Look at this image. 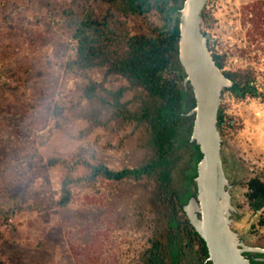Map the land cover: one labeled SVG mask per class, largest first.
I'll list each match as a JSON object with an SVG mask.
<instances>
[{
  "label": "rangeland",
  "instance_id": "374dc122",
  "mask_svg": "<svg viewBox=\"0 0 264 264\" xmlns=\"http://www.w3.org/2000/svg\"><path fill=\"white\" fill-rule=\"evenodd\" d=\"M252 1L207 0L208 25L201 29L215 40L208 44L211 52L223 55L222 71L249 66L264 92V38L249 42L242 25L241 8ZM87 6L99 15L113 12L129 34H151L162 24L154 10L122 16L94 0H0V264H139V253L161 230L162 210L149 180L101 179L72 187L64 207L54 204L62 169L47 166V158L77 154L120 169L152 153L140 127L114 130L117 125L98 102L80 97L85 76L109 90L125 86L123 79L103 78V67L63 72L74 52V26ZM139 97V90H126L121 101L132 109ZM218 109L220 159L234 184L231 203L239 216L233 226L245 232L246 243L264 244L260 212L247 206L244 185L264 166V101L223 97ZM95 115L113 130L94 123ZM173 156L172 184L183 159ZM84 172L77 167L74 175ZM94 233L96 242L90 244Z\"/></svg>",
  "mask_w": 264,
  "mask_h": 264
},
{
  "label": "trees",
  "instance_id": "16d2710c",
  "mask_svg": "<svg viewBox=\"0 0 264 264\" xmlns=\"http://www.w3.org/2000/svg\"><path fill=\"white\" fill-rule=\"evenodd\" d=\"M94 1L117 8L122 16H140L154 10L162 21L160 28L151 34H129L113 12L106 11L99 15L93 7L87 6L73 29V55L63 65L64 73L85 74L93 67H103V78L117 75L123 79L125 86L109 90L102 82H95L85 76L86 83L80 97L89 102H98L117 125L114 130L131 125L132 128L140 127L152 153L135 166L120 169H111L102 161H89L77 154L67 158H47V166L58 165L62 169L58 197L54 204L56 207H64L71 201L72 187H89L101 179L115 182L149 180L154 185L158 200L175 199L180 204L181 194L170 184L171 166L175 164L173 155L182 142L175 138L182 95V73L176 66L178 0ZM203 9L200 21L207 26ZM241 15L245 18L242 25H247L245 36L249 42L258 43L256 39L264 38V0H254L242 6ZM211 56L222 70L223 55L212 52ZM223 73L231 80V85L222 91H230L235 98L259 97L264 101V92L258 91L251 67ZM131 89H137L142 94L132 109L121 101L123 93ZM56 111L57 108H54L55 116L58 115ZM98 117L95 115L92 118L94 123L103 129L113 130L106 123H101ZM221 119L218 109L217 127ZM184 163L185 160L180 162L181 165ZM77 167L83 168L84 174L74 175ZM184 172L186 179L183 186H187L194 172L189 173L187 169ZM180 184L182 186V182ZM244 185L247 205L252 211L260 212L259 224L264 225V166L248 178ZM97 235H92L90 244L96 242ZM199 240L201 251L205 253L204 244ZM165 258L164 245L157 238L149 239L147 247L138 255L139 264H164Z\"/></svg>",
  "mask_w": 264,
  "mask_h": 264
},
{
  "label": "water",
  "instance_id": "95a60500",
  "mask_svg": "<svg viewBox=\"0 0 264 264\" xmlns=\"http://www.w3.org/2000/svg\"><path fill=\"white\" fill-rule=\"evenodd\" d=\"M207 0H181L177 8L176 66L182 73V90L192 97L189 139L197 144L200 156L195 164L194 191L182 203L186 221L203 241L211 264H249L244 252L255 248L244 244L243 235L233 227L229 183L220 159L222 140L217 113L223 88L231 80L216 66L208 46L210 34L201 29V13Z\"/></svg>",
  "mask_w": 264,
  "mask_h": 264
},
{
  "label": "flooded vegetation",
  "instance_id": "af4514ba",
  "mask_svg": "<svg viewBox=\"0 0 264 264\" xmlns=\"http://www.w3.org/2000/svg\"><path fill=\"white\" fill-rule=\"evenodd\" d=\"M180 2L181 0H178L177 7L180 5ZM192 101L193 100L191 94L187 87L182 90L181 107L179 108L180 116L178 121L176 122L177 129L175 138L182 140V142L174 152L175 156L179 155L183 157L181 162H184L185 160V163L184 165H181L179 164V161L178 165H176V182L174 184H172L173 178L170 172V184L172 187H175L176 190L181 194L182 200L180 204H177L175 199H165L164 201L162 199L158 200L160 208L162 210V227L160 228L161 230H158L157 232V234L159 233L157 235V239L164 245V249L166 252L164 264H211V262L207 260L206 249L205 253L201 251V244L199 240L200 237L193 230L192 226L186 221V216L181 209L182 203L186 202L189 195H191L194 191L192 182L195 176V164L200 156V151L197 144L189 139L191 132L192 114H189L188 111L192 107ZM174 145L177 144L174 143ZM193 160H195L194 164H192ZM185 169H187V172L189 170V173L194 172V175L191 178V181L188 182L187 186H183L184 178L186 179L184 172ZM180 182H182V186ZM233 186L234 184L232 183V187L229 188V194ZM230 204L232 205L231 198ZM232 207L235 210V213H233L234 220L232 222V227L238 233H241L243 235V241L246 246L255 248L252 251L243 253L248 263L264 264V244L246 243L244 239L245 232L233 226V223L238 220L239 216L235 207L233 205ZM255 212L257 211H253V214ZM248 220L245 221V224H247Z\"/></svg>",
  "mask_w": 264,
  "mask_h": 264
},
{
  "label": "built area",
  "instance_id": "2783aa9c",
  "mask_svg": "<svg viewBox=\"0 0 264 264\" xmlns=\"http://www.w3.org/2000/svg\"><path fill=\"white\" fill-rule=\"evenodd\" d=\"M223 97L225 98V100H227L228 98L231 99V100L233 99L232 93L230 91H228V90H224V91L221 92L220 102L221 101L223 102ZM220 123H221V121H220Z\"/></svg>",
  "mask_w": 264,
  "mask_h": 264
}]
</instances>
